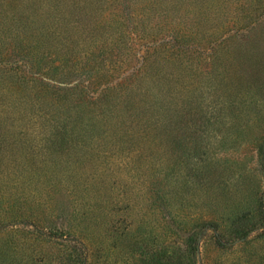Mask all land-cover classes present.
<instances>
[{
  "label": "rangeland",
  "instance_id": "374dc122",
  "mask_svg": "<svg viewBox=\"0 0 264 264\" xmlns=\"http://www.w3.org/2000/svg\"><path fill=\"white\" fill-rule=\"evenodd\" d=\"M105 4L0 0V264H264V0Z\"/></svg>",
  "mask_w": 264,
  "mask_h": 264
},
{
  "label": "trees",
  "instance_id": "16d2710c",
  "mask_svg": "<svg viewBox=\"0 0 264 264\" xmlns=\"http://www.w3.org/2000/svg\"><path fill=\"white\" fill-rule=\"evenodd\" d=\"M105 1L107 0H25L33 14L37 15L39 11H44L47 15V19L45 18L46 20L56 22L58 20L56 14H61L62 21L65 20V22H68L70 30L78 32L80 37L86 38V34L88 35L90 31L93 35L98 33L99 36H103L104 34H107L108 36H113L114 34L115 36H117V34H124L112 21L101 22L103 20L100 19L104 18L103 14L105 13L104 9H102ZM108 2L110 3L111 0H108L105 5H107ZM50 14L52 15L51 17ZM143 36L146 35L142 33L141 38ZM150 36H153V34L147 35V37ZM111 38L112 37L105 40L109 45L105 49L106 52L113 53V51L117 48L113 46L115 39L112 41ZM172 39L174 42L179 44L177 37ZM168 43H170V41H168ZM143 46L147 47L148 44H143ZM3 65L5 66L3 67L5 72L16 70L15 66H13L15 69L12 68L7 70L6 66L8 64L4 63ZM23 67H25V65H23ZM28 71L31 72V70Z\"/></svg>",
  "mask_w": 264,
  "mask_h": 264
}]
</instances>
